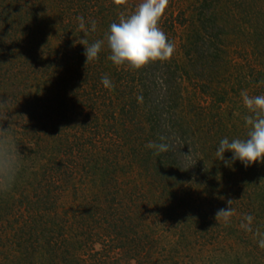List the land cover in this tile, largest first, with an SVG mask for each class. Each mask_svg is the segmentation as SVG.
<instances>
[{"label": "trees", "instance_id": "16d2710c", "mask_svg": "<svg viewBox=\"0 0 264 264\" xmlns=\"http://www.w3.org/2000/svg\"><path fill=\"white\" fill-rule=\"evenodd\" d=\"M137 5L134 0H0V113L7 112L4 120L15 165L12 180L7 187L0 186V225L6 228L0 240V264H122L110 257L99 258L97 252H84L100 213L110 215L109 220L103 219L116 235L111 243L119 234L116 245L125 249L127 256L130 253L137 264H142V258H137L136 247L150 243L154 236L148 221L144 226H149L148 231H136V220L142 217L145 223L142 211L148 215L152 211L163 221L175 223L172 233L176 244L171 251L178 257L177 264L184 255L193 256L177 245L194 239L188 236L199 231L194 227L204 226L195 225L198 215H212L214 222L222 224L216 214L228 209L230 199H218L224 192L219 187L235 177L227 169L214 177L220 159L211 149L205 150L202 125L193 130L185 121L198 116L192 98L183 96L182 71L187 74L189 67L200 77L225 73L221 69L228 63L225 54L231 35L236 40L246 38L257 54H264V0H199L191 6L189 17L179 21L184 25L178 44L185 55L183 63L172 56L140 69L116 66L108 58L106 33L112 22ZM169 12L161 18L160 27L172 42L170 35L176 30L173 12ZM79 17H84L89 29L95 21V31L82 30ZM100 39L105 43L98 58L86 61L82 42ZM37 74L43 77L41 90L33 88ZM257 74L264 81V70ZM105 75L112 87L102 84ZM5 96H9L8 101ZM83 110L89 120H79ZM184 111L194 113L192 118L186 119ZM37 115H46L48 120H35ZM72 116H78L77 120ZM117 117H143L145 122H121L120 133ZM102 124L120 134L123 139L114 143L123 140L128 161H134L140 174L144 191L135 201L131 198L129 205L124 198L119 200L118 182L108 186L112 178L117 179L116 168L108 167L109 152L94 150L92 138L97 132L93 128ZM133 125L135 130L129 129ZM17 133L23 136L19 138ZM149 137L155 144H166L167 149L148 148ZM86 181L89 184L82 187ZM258 219L252 233L242 234L239 228L230 233L237 248L227 236L214 240L225 246L220 244L222 249L213 260L220 264H264V248L258 253L254 249H260L257 242L264 238V218ZM199 233L202 238H212ZM155 255L147 252L143 264H153Z\"/></svg>", "mask_w": 264, "mask_h": 264}, {"label": "rangeland", "instance_id": "374dc122", "mask_svg": "<svg viewBox=\"0 0 264 264\" xmlns=\"http://www.w3.org/2000/svg\"><path fill=\"white\" fill-rule=\"evenodd\" d=\"M134 1H136L137 3L140 2V0ZM197 1L199 0H169L168 6L163 15H169V11L173 12L172 19L174 21V28L176 30V33L170 35V38L175 45V51L172 56L178 63H183V60H185V55L184 53H182V50L178 45L180 42V35L182 34V30L184 27V25H180L179 21L189 17L191 6L195 5ZM162 19L164 18L162 17ZM186 22H188V19ZM160 24H163V21H161ZM49 32L51 34V31ZM245 39L246 38H241V40H236V38L234 39L232 35L230 36V40H232V42H230L231 44L229 43V45H227L226 49L228 51L225 54L226 58L228 59V63H226L225 67L221 69L223 71L226 70L225 73H219L218 75L207 73L209 76L206 75L204 77H200L194 74V71L189 67H187V74L184 73L185 71H182L183 78L181 79V81L183 96H190L192 98L191 103L194 105V110L197 114L196 117L198 116L197 118H195V120L185 121L190 128H193V130L195 128H198L197 125H202L200 127V130L202 136L201 140L204 143V148L205 150H207V148L211 149L212 152L215 153V156L216 147L218 146L217 143L219 142L218 140L220 138H223L225 136L245 138L246 136L248 127L245 124V117L247 115H250V113L242 102L241 92L247 91L249 95L264 94V81L261 80V76L257 74V71L259 69L264 70V54H257L254 51L255 47L254 49H252V47L249 45L250 41H248L247 39V41H243ZM52 45L55 44L52 43ZM212 76H217L214 80H212L213 83H211L209 80L210 78H212ZM37 78L33 81V88L41 90L44 87L42 85L43 77L39 75V77ZM8 98L9 96H5V99L7 101ZM17 98L21 99V97ZM80 99L81 98H79V100ZM184 102H186L185 98ZM21 103H23V100H21L20 104ZM4 109H6V107H4ZM76 109L79 110V107ZM5 112L6 110L0 113V137L1 141H7L9 143L8 146L10 147L9 140L11 139V137L8 135V133H6L8 129V126L6 124L8 123H6L7 120H4L6 118L5 116L7 115V112ZM85 112L86 111L83 110L82 114L79 116V120L81 118H86V120H89V118L86 117L87 114H85ZM193 114L189 113L188 111H186L185 113L184 111L183 115L186 119H189L190 117L192 118ZM219 116H222V118H220ZM77 117L72 116V120H77ZM121 118L122 120H120ZM42 119L48 120V117H46L45 115L44 118H41L37 115L35 120ZM117 120H119L120 123L116 130H118L120 133L123 131V125H121V122L128 123V125L130 124L129 121L134 122V125H136V122L137 124H140L139 120L145 122V119L143 117H138L136 118V120H123V117H117ZM103 121L104 120H102V122ZM109 121L110 120H108V123L106 122V124H109ZM221 123L224 124L222 127L223 131L219 130V126ZM77 124L79 123L77 122ZM195 124L196 126L193 127ZM134 125L129 129L132 128L133 130H135L134 128H136L137 126ZM92 126H90L91 129ZM93 130L97 132L94 138H92V142L96 146L94 150H101L105 153L106 151L109 152V154H107L110 159H108V167L112 169L116 168L115 170L117 171V179L112 178L113 180L108 183V186L112 185L115 182H118L119 189L122 190H120L119 200L124 198V201L129 205L131 203V198L133 201H135V197L139 194L142 195L144 191V187L140 183V174L138 172V169L135 167L136 164L134 163V161H128V149H126L124 143H122L123 140L121 142L117 140L116 143H114L115 139L121 138L120 134L113 133L114 129H110L107 127V125L102 124L101 127L98 126L97 128H93ZM137 134L140 133L138 132ZM16 136L21 138L23 135H21V133H17ZM148 142H153L152 137L148 138ZM144 143L146 144L145 141ZM104 147L110 148L111 150L104 149ZM228 153V151L224 153L225 158H229L231 156L230 154L229 156H227ZM127 161L131 165L127 164ZM123 163L125 164L121 165ZM217 164L218 167L216 166L215 168L216 173L214 177H220V174H222L226 169L228 171L230 170L229 173L231 172V175L235 177L233 180H230L231 183L229 181L221 182L219 188L224 189V192L218 197L219 200H223L225 202L226 200L230 199L228 200L230 202H226V207L230 209V216L234 217L233 219L230 218L227 224H225L222 218H217L218 221L222 222V224L219 225L216 223V221L214 222L215 219L212 218V215H198L197 219H195L197 220V223H195V225H200V223H202L204 226L199 228L196 226L194 228L199 229V231H202L205 235L211 234L212 238L214 239L212 241V238H202L203 235L201 236L199 231H195L194 234L191 233V235H188L189 238H192L194 236V239H192L191 241H187L188 239H186L187 242L185 241V245H177V247L178 249L181 247L185 248V250L182 252H188L189 250L190 253L192 252L193 256L189 257L187 255H184L183 260L179 262V264H220L221 261H214V257L212 256L218 255L222 249L221 245H225L223 244L224 242L218 243L214 240H216L217 238H222V236H227L229 238L230 244H232V247L237 248V242L234 239H231V234H233L231 232H235V229L239 228L242 234L243 232H247L245 234H250L254 231V229L257 228V222L261 221V219H258V217L264 218V211L260 209V204H262V201H264V163H254L247 168L242 166L239 161H236L234 164L227 165L225 164V162L220 160L219 162H217ZM85 183L86 184L82 187L86 186L88 181H86ZM214 188L216 190V187ZM106 196H109V193ZM214 205L216 206V203H214ZM262 206L264 205L262 204ZM253 209H255L256 211L254 212ZM142 212L145 217V223L144 220H142V217H140L138 221L136 220V231L140 234H143L144 230L148 231L149 226L147 227V229L144 228V226H146V222L148 221L149 225H151L149 231H151L150 233L154 236L151 235L153 239L150 240V243L143 242L139 244L138 247H136V249H138L140 252L136 254L137 258H142L141 263L143 264L145 262L143 260V255L145 256L147 252H150V254L153 255L156 253V255L152 257L155 259L153 261V264H177L175 261L178 260V257H176L173 254V251H171V247L176 244L173 242L176 239L175 235L172 233L174 230L176 231V229L174 228L175 223H172L168 219H165L166 221H163L164 219L160 218V214H155L152 211L151 215H148L146 211ZM104 214L105 215L100 213L96 216L99 219V224H96V228L94 230L92 229V237L90 238V241L87 240V245L84 248V252H97L95 254H97L99 258L104 259L106 257H110L114 261L121 260L122 264H137L136 260L133 257H130L132 256L129 255L130 253L127 256V253H125L124 251L125 249H122L120 245H116L115 242L121 237L119 234L117 235L118 238L115 239L114 243H111L116 235H114V230H109L107 228V223H104L108 222L104 219L109 220V213L106 212ZM248 215H251L253 217L250 225L246 220V217ZM257 219L259 221H257ZM208 221H210V223H207ZM242 225H245L246 227ZM5 229L6 228H3V226L0 225V240L5 235ZM124 230H122L121 232H126V230ZM127 233L131 235V233H129L128 231ZM155 237L156 239H154ZM125 240L126 242L128 241V239ZM243 241L247 242L248 240ZM119 242H122V239L119 240ZM253 245L254 244H252V246ZM254 249L257 253L260 250H263V248L261 247L260 249Z\"/></svg>", "mask_w": 264, "mask_h": 264}, {"label": "clouds", "instance_id": "9594fccd", "mask_svg": "<svg viewBox=\"0 0 264 264\" xmlns=\"http://www.w3.org/2000/svg\"><path fill=\"white\" fill-rule=\"evenodd\" d=\"M169 0H140L136 8L127 15H122L118 21L112 22L106 33L107 47L110 50L109 59L116 66L130 69H140L149 62L166 61L172 57L175 45L160 27V21L168 6ZM79 27L87 32L95 31L96 23L91 21L90 29L86 27L84 17H79ZM105 43L104 39L89 43L84 40V55L86 61L96 60ZM105 87H112L109 76L101 78ZM244 106L250 115L245 117L248 127L245 138L227 136L219 140L216 147V158L231 165L239 161L245 168L254 163H264V94L249 95L241 92ZM148 148L167 149L166 144L149 142ZM231 153L225 158L224 153ZM14 160L8 142L0 143V186L7 187L14 176ZM230 209H221L216 217L223 219L225 224L230 220ZM253 217L248 215L246 220L251 223ZM245 226V225H242ZM246 227V226H245ZM258 246L264 248V238L258 240Z\"/></svg>", "mask_w": 264, "mask_h": 264}]
</instances>
